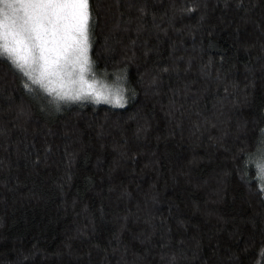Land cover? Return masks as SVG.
Segmentation results:
<instances>
[{"label":"trees","instance_id":"1","mask_svg":"<svg viewBox=\"0 0 264 264\" xmlns=\"http://www.w3.org/2000/svg\"><path fill=\"white\" fill-rule=\"evenodd\" d=\"M128 107L52 109L0 59V264H264V0H90Z\"/></svg>","mask_w":264,"mask_h":264},{"label":"clouds","instance_id":"2","mask_svg":"<svg viewBox=\"0 0 264 264\" xmlns=\"http://www.w3.org/2000/svg\"><path fill=\"white\" fill-rule=\"evenodd\" d=\"M22 5L16 0H0V59L6 60L21 76L24 90L44 97L59 112L66 106L88 105L113 111L128 107L134 93L129 70L99 68L91 54L93 42L88 29V51L80 53L49 45H39L25 22ZM246 174H251L257 190L264 193V139L258 142L243 161ZM264 248L260 250V255Z\"/></svg>","mask_w":264,"mask_h":264},{"label":"snow or ice","instance_id":"3","mask_svg":"<svg viewBox=\"0 0 264 264\" xmlns=\"http://www.w3.org/2000/svg\"><path fill=\"white\" fill-rule=\"evenodd\" d=\"M39 45L88 51L89 0H16ZM3 24L0 22V34ZM264 255V253H262Z\"/></svg>","mask_w":264,"mask_h":264},{"label":"rangeland","instance_id":"4","mask_svg":"<svg viewBox=\"0 0 264 264\" xmlns=\"http://www.w3.org/2000/svg\"><path fill=\"white\" fill-rule=\"evenodd\" d=\"M90 0H89V11H90V20H89V26H90V31H91V39H92V25H93V22H92V12H91V7H90ZM36 96V98H39V99H43V100H46L44 97L40 96L39 94H33ZM133 99V95L131 96L130 98V102L131 100ZM262 139H264V134L262 136Z\"/></svg>","mask_w":264,"mask_h":264}]
</instances>
